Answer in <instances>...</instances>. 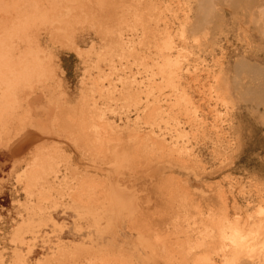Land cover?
<instances>
[{"label":"rangeland","instance_id":"rangeland-1","mask_svg":"<svg viewBox=\"0 0 264 264\" xmlns=\"http://www.w3.org/2000/svg\"><path fill=\"white\" fill-rule=\"evenodd\" d=\"M34 1L36 2V0ZM45 1H39L38 4L40 5L41 2L40 6L44 5V7H48L47 5L50 2H48V0ZM97 1L102 4L104 3L103 6L105 4L108 5V3L112 5H109L111 7L107 5L102 7L100 6L101 3L100 5L97 4ZM200 1L92 0L91 3L88 0L85 2L87 8L90 5L88 10L84 5L85 11L87 10L86 12L88 13L87 18L92 15L90 13L92 10L94 14L95 12L97 14V11L98 13H103L101 17H103L105 13L106 16L108 13V16L105 17L106 20L104 19L105 22L107 21L106 23L104 22L106 24L104 26H107L108 29L101 25V27L103 26L105 29L102 27L104 31H99L100 27L98 25L103 23L102 21L104 20L101 19L100 14H95L96 17L98 16V20L101 19V22L100 20L97 21V18L93 17V15L92 17L95 18V20L92 18L91 21L90 18L89 21H85L86 23H84V21L82 22L83 24L79 22L78 25L75 24L76 26L74 22H72L73 34L75 33L74 35L77 38L80 34L84 35L86 38L84 43L80 44V48L86 49L91 43H94L96 44L94 52L96 51L97 53H99V51L101 53V50L103 53H109L108 55L113 51L122 52V57L120 54V60L114 57L117 69L121 71H116V73L114 72L112 75L110 74L112 71L109 69L107 62L97 60L94 52L90 55V62L85 59L88 63L86 64L82 62L84 59L82 60L77 57L74 51L70 49L67 50L68 46L64 47L54 42L51 43L48 39L51 34H49L50 26L48 27V25H46L47 27H40L41 30L37 29L34 31V33L41 38L42 47L51 48V53L55 55L52 67L53 70L55 68L56 70L53 71L54 78L52 80L44 81V83H37L34 81V85L32 83L33 86L30 89L25 87L22 90L24 92L20 94L22 100L20 97L18 98L21 109L18 108V110L12 114L13 120L10 118L12 121L9 119L10 121L8 120L5 126L6 129L9 128L8 131L10 135L8 132V135L5 133L6 129H0V264H225V261L233 254H231V249L222 251L221 242L217 239L218 231L226 225L223 217H226L225 220L229 219L230 222H235L236 220L238 224L236 222L237 225L234 224L242 228L245 235L248 234L246 243L242 247L244 250L241 249L242 251L238 255L242 257L236 256L238 259L235 257V260L232 261L231 264H243L244 260L248 261V264H264V0ZM96 5L100 7L98 8ZM105 7L107 9L106 11L102 9ZM212 7H214V9ZM85 11L84 13H86ZM138 11L140 12L138 13ZM87 13L85 15H87ZM93 21H95V24L92 23ZM97 22H100V24ZM116 22H118V24ZM139 22L143 24L141 25ZM88 23H91L92 26L89 27L90 24L88 25ZM96 23L98 25H96ZM110 24L115 27L112 26V28ZM94 25L98 26V29L93 27ZM110 27L112 29L115 28V31L118 30L116 29L117 27H121L120 35H122L120 40L127 42L129 39L130 42H128V45H120L121 47L117 46L119 39H117V41L114 38L118 37L116 33L119 32V30L115 32L111 30ZM109 29L111 31H108ZM95 30L99 31L100 34ZM105 30L108 31V33H106L107 36L102 33L104 32L105 34ZM112 32L116 36H111L113 41L110 37ZM108 36L110 38H107ZM99 37H101L102 41L103 39H107L109 44L107 43L106 45L104 41L106 47L103 46L104 43L99 40ZM123 41L120 43L122 44ZM165 43H167L166 48ZM109 46L110 49H108ZM118 47H123L124 50L121 49L120 51ZM98 49L99 51H97ZM164 58H170L176 61V66L174 65V67L172 64L170 66L164 65ZM144 67H148V69H143ZM168 67L171 69V78L168 77ZM99 69L101 70V74ZM160 69H164V71ZM104 70L105 72H102ZM107 70H109L108 73H106ZM171 71H173V73ZM103 76L105 79L102 78ZM177 77L179 78L177 79ZM117 78L119 80H117ZM131 81L133 82L132 84L130 83ZM172 81H174V86H172ZM108 82L110 85L115 84V87L117 86V92L114 90L111 96L110 94H108L109 96L106 95V92L100 91L101 86L105 89L109 85ZM124 82H126V84ZM128 88L130 89L128 90ZM88 89L91 90L89 91ZM123 89L126 90L123 91ZM92 91L98 92L93 93ZM81 92L83 95H81ZM122 95L124 96L121 97ZM81 96H84L83 99ZM179 97H181L182 100H180L181 98ZM103 98H105V101ZM185 98L186 101L184 100ZM113 99L114 101H112ZM90 100H93V102ZM130 100H133L134 103H132L133 101L130 102ZM60 102L61 104L59 105ZM92 103H94V105ZM78 104H80V106ZM89 104L90 106L92 105L91 108ZM107 104L109 106L108 108ZM133 104L136 107H134ZM68 105L69 108L67 107ZM70 105H74L73 108L76 106V108L80 109L85 108L84 112L83 110L82 112L86 115L90 113L93 117L95 116L94 118L99 116L97 113L99 111L101 116H104L102 118L105 122L107 119V122L111 123L114 119L113 122L118 125V128L116 127L115 131H113L115 134H108V136L110 135L112 138L113 135L118 133L114 136L117 140H113L115 139L113 137L111 139L113 143L111 142V144H109L103 142L104 144L98 145L100 147L93 142V147L92 145H87L90 148L86 147L82 142L81 144L80 142L75 144L71 140L67 141L65 139V132H62L53 121L56 110H58L57 106H61L63 109L64 107L70 109ZM179 105H181V107ZM94 106L95 108H93ZM127 106H130V109ZM51 107H54L52 108L53 110H50ZM76 108H74V110ZM86 110H89V112ZM123 110L125 111L124 115ZM17 118L21 119L20 121L22 124ZM126 118L129 119L126 120ZM99 120L103 121L100 118L96 121ZM136 120L137 122H135ZM18 122L21 125H19ZM126 123L130 126H124ZM135 126L138 129L135 128ZM73 128H70V130L68 129L71 133L74 131L73 136L74 134H79V131L83 130H80L79 127ZM84 130L83 132H87L85 133L87 136L90 129ZM106 131H108L107 128ZM147 131L149 133H147ZM27 132H37V134L39 133L38 136L43 137H37L38 139L35 138L36 140H31L32 142L29 141V143L24 146L23 150L17 151V153L14 151V148L11 150V147L16 142L19 140L23 141ZM120 132L121 134H119ZM90 133H92L91 130ZM91 136L92 135H90V137ZM120 136L122 139H118ZM123 139H125L123 142H126L127 145H124V143L123 145L121 144ZM115 141L123 147L117 145L119 150H128L127 152L125 151L126 154L130 153L129 150L132 149L133 146H136L137 149L134 147L132 149L133 152L131 151L133 156H135L136 153V160L133 162L132 160L135 158L131 160L133 156L130 158L128 156V159H130L133 164L131 162L129 163L130 160L127 162V156L126 158L121 155L115 157L117 153L115 150L111 151L113 150L111 147H114V143H116ZM54 143L60 150L54 147ZM40 144L44 145L45 150L49 148V152H52L54 148L58 151L56 152L57 156L55 155L54 163L51 166L53 167L52 169L55 175L52 174L53 172L51 171L52 173H49V175L44 174V177H36L37 179L34 177V180H32L33 176L31 177L28 171L31 166L33 167V160L31 161V159H33V153L31 152L34 151V149H32L34 146ZM150 147L154 149L152 148L153 150L151 151ZM94 148H96V150L92 151ZM98 148H100L99 152H97ZM104 149L109 150L110 154H108L107 151L103 153L105 152ZM86 150L90 151L86 152ZM142 150L143 156L141 155ZM101 151L102 153L100 154ZM91 152H95L91 154L93 156H90ZM106 155L110 158L106 157ZM143 157L144 159H142ZM95 158L96 160L97 158L100 160L98 159L96 161L94 160ZM160 160L163 161L161 162ZM56 163L58 167L55 165ZM127 163H129V165ZM149 164H152V166ZM129 168L130 170H128ZM24 174L29 176L26 175L24 178ZM35 175L37 176V174ZM84 175L87 178L84 177ZM61 176L64 179L61 178ZM81 177L87 181L85 184L88 183L84 187L82 186L84 183L82 184ZM90 177L93 179L89 180ZM76 178H80L79 182L81 183L76 182L78 181ZM124 178H126L127 181ZM27 181L32 184H30L31 188H29V190H27V186L29 185ZM47 182L48 186L46 184ZM90 182L97 183V190L94 189L95 186L92 189ZM35 183H39L40 185ZM78 184L80 189H82L81 187H83V189L86 188L84 191H86L88 187H91L88 190H96V193L87 190V192L91 194L89 195L90 197H96L97 195L93 200L94 202L91 200L93 198L87 202L88 204L91 202L89 204L91 205L92 202L94 204L95 201H97L98 205L97 203L91 205L92 207L94 206V209L88 206L84 201L80 203L75 200L77 198L75 193H79L76 192L79 190V187H76ZM52 185L54 189L50 188ZM68 187L71 189L69 190ZM73 187L75 188L73 189ZM71 190L76 191L71 194ZM103 190L104 192L106 190V193H102ZM37 191H39V193ZM92 192H94V196ZM73 194L74 197H72L75 199L72 201L71 195ZM40 197H44V200L42 201ZM48 197H50V199H47ZM101 197L104 199H101ZM169 197L175 198L170 199ZM105 198H107L106 201ZM132 200L134 201L132 202ZM76 202L80 204L79 207L81 209H84L81 210L79 208L77 211L79 204H76ZM83 202L86 205L84 204V206H82ZM225 206L226 208H223ZM90 207L93 209V212L90 211ZM113 211H115V213ZM166 212L168 214H166ZM216 212L219 214V217ZM222 212L226 216L223 215ZM91 213H93V217ZM94 213L96 215H94ZM159 213L161 216H159ZM211 214L213 216H211ZM191 215H194L193 218ZM199 215H201V218ZM205 215L207 217H204ZM133 216H135V220L137 219L136 221ZM209 218L214 225L209 222ZM216 218L218 220H215V223H213ZM92 219L94 220L92 221ZM198 219L200 222L197 221ZM195 220L197 222H195ZM257 221L260 223H257ZM222 224L225 225L223 226ZM205 226L209 228L208 231H204L206 228ZM217 226L219 227L218 229H216ZM249 227L251 230H249ZM196 228L200 232H198ZM191 229H193V231ZM209 231L211 233H209ZM204 232L208 234L206 237H208L209 234L211 237L217 236L215 238L210 237V239L205 238ZM200 234H202L203 239L205 238L204 242L202 241L203 239L200 238ZM216 242L219 243V245ZM156 249L159 254L155 251ZM208 249L211 250L209 251ZM74 250L78 251L75 252ZM186 253L189 254L187 255ZM61 254L64 255L61 256ZM154 254L155 256L152 257L151 255ZM102 258L103 260H99ZM255 261H257V263ZM247 263L245 262V264Z\"/></svg>","mask_w":264,"mask_h":264},{"label":"bare ground","instance_id":"bare-ground-1","mask_svg":"<svg viewBox=\"0 0 264 264\" xmlns=\"http://www.w3.org/2000/svg\"><path fill=\"white\" fill-rule=\"evenodd\" d=\"M38 1V2H37ZM39 1H43V0H36V2L34 1V0H0V129L2 130V129H6V124H7V121L10 119V118H12V114H14L15 113V111H17L18 110V108L19 109H21L20 108V105H19V101H18V98L20 97V94H21V92H23L22 90L25 88V87H27V88H31L33 85H34V81H36L37 83H40V82H43L44 83V81H48V80H52L54 77V73H53V71L54 70H56V68L53 70V67H52V62H53V60H54V57H55V55L53 54V53H51V48H45V47H42V43H41V38H39V36L38 35H36L35 33H34V31H36L37 29H40V27L42 28V27H45L46 25H48V27H49V30H50V32H49V34H50V37H48V39H49V41L52 43V42H54L55 44H58V45H60V46H68L67 47V50L68 49H70V50H72V51H74L76 54H77V57H79V58H81L83 61L82 62H85L86 64H88L86 61L88 60L89 62H90V60H89V58H90V55H92V53L94 52V50L96 49V44H94V43H91V45H89L86 49L85 48H80V44H82V43H84V41H85V37H84V35H79L78 36V38L73 34V32L74 31H72V22H74V25L75 24H77L78 25V23L79 22H81V24H83L82 22L84 21V23H86L85 21L87 20V21H89L90 20V18H91V21H92V18L93 17H95V18H97V21H99L100 20V22H101V19L102 20H106V18L105 17H107L108 16V13H107V15L105 16V14H104V18L103 17H101V15L103 14H101L100 12L98 13V11H97V14H100V17H101V19H99L98 20V16L96 17V12H95V14L94 13H92V11L90 12L92 15H93V17H92V15L89 17V18H87V16H88V13L86 12L87 10H88V8H89V6H88V8H87V6H86V4H85V2H87V1H83V0H48V2H50L47 6L48 7H44V5L43 6H40L41 5V2H40V5L38 4L39 3ZM45 1V0H44ZM91 3H92V0H89ZM93 1H96V0H93ZM101 1H103V0H101ZM105 1V0H104ZM200 1V0H199ZM46 2V1H45ZM98 2V1H97ZM110 2V1H109ZM137 2V1H136ZM196 2H197V0H196ZM201 2V1H200ZM101 3V2H100ZM100 3L98 2L97 4L98 5H100ZM107 3H108V1H107ZM139 3V2H138ZM199 3V2H198ZM42 4H44V3H42ZM104 4V3H103ZM103 4L101 3V5L100 6H102V7H104L105 5H107V4H105L104 6H103ZM86 6V8H87V10L85 11V6ZM109 5H112V4H109L108 3V7H111V6H109ZM136 5V4H135ZM139 5V4H138ZM153 5V4H152ZM94 6V5H93ZM97 6V5H96ZM99 6V7H100ZM106 6V7H107ZM148 6V5H147ZM212 6V5H211ZM98 7V6H97ZM98 7V8H99ZM106 7L105 8H102V9H105L104 11H106L107 9H106ZM131 7V6H130ZM152 7V6H151ZM83 8H84V10H83ZM93 8V7H92ZM114 8V7H113ZM143 8V7H142ZM141 8V9H142ZM146 8V7H145ZM148 8H150V7H148ZM154 8V7H153ZM211 8V7H210ZM213 9H214V7H212ZM91 9V8H90ZM111 9V8H110ZM109 9V10H110ZM147 9V8H146ZM151 10V9H150ZM84 11L87 13V15H85L86 13H84ZM129 11V10H128ZM141 11V10H140ZM140 11H138V13L140 12ZM143 11V10H142ZM153 11V10H152ZM108 12V11H107ZM136 12V11H135ZM199 12V11H198ZM89 13V14H90ZM130 13V12H129ZM133 13V12H132ZM142 13V12H141ZM144 13V12H143ZM85 16H84V15ZM109 14H110V11H109ZM150 14V13H149ZM196 14V13H195ZM95 15V16H94ZM134 15V14H133ZM136 15V14H135ZM142 15V14H141ZM198 15V14H197ZM196 15V16H197ZM110 16V15H109ZM112 17V16H111ZM144 17H145V15H144ZM152 17V16H151ZM87 18V19H86ZM95 18H93L94 20H95ZM82 19H85V20H82ZM116 19V18H115ZM114 19V20H115ZM134 19V18H133ZM140 19H142V18H140ZM139 19V20H140ZM160 19V18H159ZM105 20L104 21H102L103 23L105 22ZM149 20H151V19H149ZM154 20V19H153ZM197 20V19H196ZM195 20V21H196ZM90 21V22H91ZM100 22L98 23V24H100ZM107 22V21H106ZM105 22V23H106ZM112 22V21H111ZM147 22V21H146ZM160 22V21H159ZM197 22V21H196ZM92 23H94L95 24V21H93ZM96 23V25H98ZM103 23H101L100 25H98L100 28H99V31H101V30H103L104 31V29L106 28V29H108L107 28V26H104V25H106L105 23L103 24ZM117 24H118V22H116ZM127 23V22H126ZM140 24H141V22H139ZM148 23V22H147ZM80 24V25H81ZM90 24V26L89 27H91L92 25H91V23H88V25ZM116 24V25H117ZM125 24V23H124ZM137 24V23H136ZM139 24V25H140ZM143 24V23H142ZM141 24V25H142ZM190 24V23H189ZM96 25H94L93 27H96L97 29H98V26H96ZM101 25H103L102 27L104 28H102L101 27ZM107 25H108V23H107ZM133 25V24H132ZM146 25V24H145ZM144 25V26H145ZM155 25V24H154ZM191 25V24H190ZM195 25H196V23H195ZM198 25V24H197ZM76 26V25H75ZM74 26V27H75ZM110 26L112 27V26H114V25H111L110 24ZM133 26H135V25H133ZM157 26V25H156ZM192 26V25H191ZM199 26V25H198ZM47 27V26H46ZM73 27V28H74ZM80 27V26H79ZM109 27V26H108ZM110 27V28H111ZM115 27V26H114ZM131 27V26H130ZM84 28V27H83ZM82 28V29H83ZM113 28V27H112ZM111 28V30H114L115 31V28L114 29H112ZM120 28L121 27H117L116 29H118L119 30V32H117L118 30H116L115 32H117L116 33V36H118L117 38H114V39H119V41H118V45L117 46H119V47H121V46H126V44L128 45V42H130L129 41V39H128V41L127 42H124L123 40H120L121 39V35H120ZM161 28V27H160ZM192 28V27H191ZM91 29V28H90ZM194 29V28H193ZM193 29H191V30H193ZM41 30V29H40ZM110 29L108 30V31H111ZM127 30V29H126ZM155 30V29H154ZM95 31H97V30H95ZM99 31H97V33H99ZM108 31L107 30H105V34H104V32H102L103 33V35H106V33H108ZM113 31V32H114ZM82 32V31H81ZM111 33L112 35H110V37L112 36H115V34L114 33ZM131 32V31H130ZM161 32V31H160ZM193 32V31H192ZM202 32V31H201ZM79 33V32H78ZM101 33V34H102ZM151 33V32H150ZM193 33H195V32H193ZM100 34V33H99ZM114 34V35H113ZM158 34V33H157ZM166 34V33H165ZM78 35V34H77ZM109 35V34H108ZM152 35V34H151ZM196 35V34H195ZM48 36V35H47ZM86 36V35H85ZM97 36H98V34H97ZM107 36V35H106ZM115 36V37H116ZM136 36V35H135ZM102 37V36H101ZM101 37H99L100 39L99 40H101ZM109 36L107 37V38H110ZM111 37V38H112ZM168 37V36H167ZM103 38H105V37H103ZM102 38V39H103ZM110 40V39H109ZM112 41H113V38L111 39ZM167 40V39H166ZM196 40H198V39H196ZM104 41L106 42V45H107V43L109 44V42H107V39L106 40H104L103 39V41L101 40V42H103L104 43ZM121 41H123V45L120 43ZM132 41V40H131ZM141 41H143V40H141ZM171 41V40H170ZM134 42V41H133ZM114 43V42H113ZM144 43V42H143ZM168 43V42H167ZM167 43H165V48L167 47ZM198 43V42H197ZM131 44H133V43H131ZM112 45V44H111ZM121 45V46H120ZM135 45V44H134ZM198 45V44H197ZM103 46H105V43H104V45ZM106 47V46H105ZM115 47H116V45H115ZM118 47V48H119ZM129 47H131V46H129ZM148 47V46H147ZM171 47V46H170ZM103 48V47H102ZM108 48V47H107ZM134 48V47H133ZM164 48V47H163ZM101 49V48H100ZM108 49H110V46H109V48ZM114 49V48H113ZM116 49V48H115ZM121 49H123V47L122 48H119V50L121 51ZM106 50V49H105ZM124 50V49H123ZM129 50V49H128ZM133 50V49H132ZM147 50V49H146ZM160 50V49H159ZM97 51H99V49L97 50ZM103 51H104V48H103ZM118 51V50H117ZM135 51V50H134ZM133 51V52H134ZM114 52V53H113ZM112 53H110V55H108L109 53H106V52H102V50H101V53H100V51H99V53H97L96 51L94 52V55H96V57H97V60H100L101 62L103 61V62H107V64L109 65V69L112 71L110 74L112 75V73H116V71H121V70H119V69H117V65H116V61L114 60V57H117V59L118 60H120V54H121V57H122V52L121 53H119V51L118 52H116V51H113ZM116 52V53H115ZM127 52V51H126ZM132 52V53H133ZM136 53V52H135ZM140 53V52H139ZM129 54H130V52H129ZM154 54V53H153ZM124 55V54H123ZM125 55H126V53H125ZM124 55V56H125ZM133 55V54H132ZM148 55V54H147ZM94 57V56H93ZM140 57V56H139ZM137 58V57H136ZM85 59H87V60H85ZM134 59V58H133ZM148 59V58H147ZM142 60V59H141ZM161 60V59H160ZM122 61V60H121ZM129 61V60H128ZM127 61V62H128ZM162 61V60H161ZM98 62V61H97ZM119 62V61H118ZM126 62V63H127ZM141 62V61H140ZM164 65H167V66H170L171 64L174 66H176V61H174V60H172V59H170V58H164ZM100 63V62H99ZM121 63V62H120ZM137 63V62H136ZM143 63V62H142ZM141 63V64H142ZM155 63V62H154ZM194 63V62H193ZM119 64V63H118ZM138 64V63H137ZM140 64V63H139ZM91 65H92V63H91ZM94 65V64H93ZM122 65V64H121ZM120 65V66H121ZM125 65V64H124ZM161 65V64H160ZM90 66V65H89ZM99 66V65H98ZM126 66V65H125ZM141 66V65H140ZM148 66V65H147ZM155 66V65H154ZM174 66V67H175ZM178 66V65H177ZM191 66V65H190ZM88 67V66H87ZM129 67V66H128ZM132 67V66H131ZM137 67V66H136ZM148 69V67H144L143 69ZM166 68V67H165ZM169 68V69H168ZM167 68V71H169V78H171V74H170V67H168ZM89 69V68H88ZM97 69V68H96ZM85 70V69H84ZM87 70V69H86ZM129 70H131V69H129ZM161 70V69H160ZM186 70V69H185ZM218 70V69H217ZM99 71H100V74H101V70L99 69ZM144 71V70H143ZM161 71H164V69H162ZM174 71V70H173ZM173 71H171L172 73H173ZM178 71V70H177ZM89 72H90V70H89ZM102 72H105V70L104 71H102ZM109 72V70H107V72L106 73H108ZM124 72V71H123ZM188 72V71H187ZM122 73V72H121ZM131 73V72H130ZM165 73V72H164ZM168 73V72H167ZM125 74V73H124ZM129 74V73H128ZM127 74V75H128ZM138 74H139V72H138ZM166 74V73H165ZM176 74H177V72H176ZM208 74V73H207ZM110 75V76H111ZM153 75V74H152ZM97 76V75H96ZM105 76V75H104ZM104 76L102 77V78H104ZM120 76V75H119ZM118 76V77H119ZM155 76V75H154ZM174 76V75H173ZM177 76V75H176ZM175 76V77H176ZM179 76V75H178ZM85 77V76H84ZM116 77V76H115ZM123 77H124V75H123ZM122 77V78H123ZM161 77V76H160ZM167 77V78H168ZM174 77V78H175ZM216 77V76H215ZM88 78H89V76H88ZM107 78H109V77H107ZM132 78V77H131ZM168 78V79H169ZM179 77H177V79H178ZM98 79V78H97ZM105 79V78H104ZM124 79V78H123ZM149 79V78H148ZM154 79V78H153ZM165 79V78H164ZM214 79V78H213ZM103 80V79H102ZM117 80H119L118 78H117ZM135 80V79H134ZM141 80V79H140ZM144 80V79H143ZM171 80V79H170ZM82 81H84V80H82ZM87 81V80H86ZM96 81V80H95ZM98 81V80H97ZM125 81V80H124ZM133 81V80H132ZM130 82L131 84L134 82ZM147 81V80H146ZM164 81V80H163ZM215 81V80H214ZM80 82H81V80H80ZM90 82V81H89ZM91 82H93V81H91ZM101 82H103V81H101ZM139 82H141V81H139ZM138 82V83H139ZM173 82V85L172 86H174V81H172ZM32 83H33V85H32ZM42 83V84H43ZM82 83V82H81ZM87 83V82H86ZM109 83V82H108ZM120 83V82H119ZM125 84H126V82H124ZM123 83V84H124ZM140 84V83H139ZM168 84V83H167ZM176 84V83H175ZM59 85H60V83H59ZM87 85V84H86ZM91 85H93V84H91ZM102 85H103V83H102ZM109 85H110V83H109ZM109 85L105 88V89H103L104 87H100V91L101 92H106V95H108V94H110V96H111V94H112V92H114V90H116L115 92H117V89H116V87H115V84L114 85H110V87H109ZM121 85V84H120ZM129 85V84H128ZM90 86V85H89ZM195 86V85H194ZM211 86V85H210ZM43 87V86H42ZM87 87H88V85H87ZM99 87V86H98ZM129 87V86H128ZM131 87V86H130ZM139 87V86H138ZM121 88V87H120ZM123 88V87H122ZM136 88V87H135ZM175 88V87H174ZM198 88V87H197ZM209 88V87H208ZM127 89V88H126ZM125 89V90H126ZM130 88H128V90H129ZM162 89V88H161ZM87 90V89H86ZM89 90V89H88ZM91 90V89H90ZM89 90V91H90ZM99 90V89H98ZM118 90H119V88H118ZM124 89H123V91H125ZM136 90V89H135ZM178 90V89H177ZM199 90V89H198ZM29 91H31V90H29ZM99 91V92H100ZM181 91V90H180ZM93 92V91H92ZM95 92V91H94ZM93 92V93H94ZM98 92V91H97ZM97 92H95V93H97ZM128 92V91H127ZM126 92V93H127ZM131 92V91H130ZM137 92V91H136ZM24 93V92H23ZM40 93V92H39ZM158 93V92H157ZM42 94V93H41ZM104 94V93H103ZM123 94V93H122ZM127 94H129V93H127ZM167 94V93H166ZM215 94V93H214ZM54 95V94H53ZM66 95V94H65ZM81 95H83L82 94V92H81ZM88 95V94H87ZM100 95H101V93H100ZM119 95V94H118ZM121 95V94H120ZM156 95V94H155ZM165 95V94H164ZM169 95V94H168ZM52 96V95H51ZM104 96V95H103ZM109 96V95H108ZM124 95H122L121 97H123ZM157 96V95H156ZM82 97V99H83V97L84 96H81ZM87 97V96H86ZM90 97V96H89ZM93 97V96H92ZM117 97V96H116ZM115 97V98H116ZM129 97V96H128ZM138 97V96H137ZM136 97V98H137ZM161 97H162V95H161ZM182 97H185V96H182ZM24 98V97H23ZM31 98V97H30ZM94 98V97H93ZM99 98H101V97H99ZM133 98V97H132ZM135 98V99H136ZM179 98H181V97H179ZM20 99L22 100V97H20ZM19 99V100H20ZM105 98H103V100H104ZM111 99V98H110ZM125 99H127V98H125ZM131 99V98H130ZM134 99V98H133ZM138 99V98H137ZM148 99V98H147ZM37 100V99H36ZM86 100V99H85ZM98 100V99H97ZM115 100H117V99H115ZM123 100V99H122ZM149 100V99H148ZM154 100V99H153ZM177 100V99H176ZM180 100H182V98L180 99ZM185 101H186V98L184 99ZM55 101V100H54ZM81 101V100H80ZM83 101V100H82ZM87 101V100H86ZM85 101V102H86ZM91 101V100H90ZM105 101V100H104ZM112 101H114V99L112 100ZM124 101V100H123ZM133 100H130V102H132ZM138 101H140V100H138ZM191 101V100H190ZM21 102V101H20ZM65 102V101H64ZM84 102V103H85ZM91 102H93V100L91 101ZM118 102V101H117ZM136 102V101H135ZM145 102V101H144ZM194 102V101H193ZM65 103H67V104H69L68 102H65ZM64 103V104H65ZM79 103V102H78ZM107 103V102H106ZM127 103V102H126ZM132 103H134V101L132 102ZM147 103V102H146ZM175 103H177V102H175ZM182 103H183V101H182ZM61 104V102L59 103V105ZM63 104V103H62ZM93 105H94V103H92ZM101 104V103H100ZM66 105V104H65ZM64 105V106H65ZM79 106H80V104H78ZM115 105V104H114ZM113 105V106H114ZM128 105V104H127ZM132 105V104H131ZM134 105V104H133ZM138 105V104H137ZM185 105V104H184ZM183 105V106H184ZM186 105H187V103H186ZM71 106V105H70ZM74 106V105H73ZM73 106H71L72 107V110H71V107H70V109H66L67 107L69 108V105L67 106V107H64V109H63V107H61V106H57V108H58V110H56V114H55V117H54V124H56V126H58L59 127V129H61L62 130V132H65V139L67 140V141H69V140H71L73 143H79L80 142V144H81V142H82V144H85L86 145V147H88V148H90L89 146H87V145H92V147H93V144L95 143V144H97V146L98 145H100V144H102L103 142L104 143H109V144H111V142L113 143V141L111 140L114 136H116L118 133H116V135H113L112 136V138H111V136L109 135L108 136V134H115L113 131H115V129H116V127L118 128V125L117 124H114V119H113V123L111 122H107V119H106V122H105V120H103V118L102 117H104V116H101V113H99V111L97 112L98 114H99V116L97 117V118H94L92 115H90V113L88 114L87 113V115L85 114V113H83L84 112V110H85V108L84 109H80V108H76V107H74V108H76L75 110H74V108H73ZM121 106V105H120ZM119 106V107H120ZM178 106V105H177ZM180 107H181V105H179ZM195 106V105H194ZM84 107V106H83ZM89 107L91 108L92 107V105L90 106V104H89ZM109 106H108V104H107V108H108ZM122 107V106H121ZM126 107V106H125ZM128 107V106H127ZM134 107H136L135 105H134ZM159 107V106H158ZM52 108H54V107H51L50 108V110H53ZM88 108V107H87ZM93 108H95V106L93 107ZM97 108V107H96ZM129 109H130V106L128 107ZM147 108H148V106H147ZM188 108V107H187ZM89 109V108H88ZM110 109V108H109ZM126 109V108H125ZM137 109V108H136ZM158 109V108H157ZM169 109V108H168ZM193 109V108H192ZM82 110H83V112H82ZM96 110V109H95ZM105 110V109H104ZM117 110V109H116ZM137 110H139V109H137ZM136 110V111H137ZM143 110V109H142ZM194 110V109H193ZM77 111H78V113H77ZM87 111V110H86ZM106 111H107V109H106ZM112 111V110H111ZM156 111V110H155ZM186 111V110H185ZM49 112V111H48ZM87 112H89V110L87 111ZM109 112V111H108ZM124 110H123V115H124ZM17 113V112H16ZM94 113V112H93ZM112 113H114V112H112ZM117 113H119V112H117ZM131 113H132V111H131ZM142 113V112H141ZM155 113V112H154ZM175 113V112H174ZM192 113V112H191ZM94 115V114H93ZM95 115H96V113H95ZM137 115V114H136ZM183 115V114H182ZM120 116V115H119ZM126 116V115H125ZM139 116V115H138ZM147 116V115H146ZM162 116V115H161ZM14 117H15V115H14ZM16 117H17V115H16ZM135 117V116H134ZM215 117V116H214ZM25 118V117H24ZM24 118H22V119H24ZM42 118V117H41ZM102 119L103 121H96V120H98V119ZM120 118V117H119ZM118 118V119H119ZM144 118V117H143ZM145 118H147V117H145ZM17 119H19L18 121H20L21 119L20 118H17ZM35 119V118H34ZM127 119H129V118H126V120ZM149 119H150V116H149ZM165 119V118H164ZM11 120V119H10ZM9 120V121H10ZM12 120H13V118H12ZM11 120V121H12ZM38 120V119H37ZM154 120V119H153ZM178 120V119H177ZM119 121V120H118ZM121 121V120H120ZM133 121V120H132ZM162 121V120H161ZM171 121V120H170ZM173 121V120H172ZM21 122V121H20ZM24 122V121H23ZM122 122V121H121ZM126 122H128V121H126ZM130 122V121H129ZM135 122H137V120L135 121ZM145 122V121H144ZM191 122V121H190ZM19 123V122H18ZM131 123V122H130ZM21 124H22V122H21ZM20 123H19V125H21ZM119 124V123H118ZM138 124V123H137ZM156 124V123H155ZM173 124V123H172ZM177 124V123H176ZM203 124V123H202ZM125 125H127V127H129L128 126V123H126V124H124V126ZM136 125V124H135ZM13 126V125H12ZM120 126V125H119ZM122 126V125H121ZM124 126H122V127H124ZM45 127V126H44ZM51 127V126H50ZM76 128V127H79V129L81 130V129H90L91 131H92V133H90V130H89V134H87V136H86V134L85 133H87V132H83V130L82 131H79L78 133L79 134H74V136H73V133H74V131L71 133L70 131H68V129L70 130V128ZM121 127V128H122ZM176 127V126H175ZM41 128V127H40ZM73 128V129H74ZM106 128L108 129V131H106ZM135 128H137L136 126H135ZM174 128V127H173ZM78 129V128H77ZM120 129V128H119ZM126 129V128H125ZM125 129H124V131H125ZM129 129V128H128ZM138 129V128H137ZM136 129V130H137ZM153 129V128H152ZM151 129V130H152ZM159 129V128H158ZM184 129V128H183ZM9 130V128L8 129H6L5 130V133L8 135V133H9V135H10V132L8 131ZM42 130V129H41ZM131 130V129H130ZM132 130H133V128H132ZM131 130V131H132ZM12 131V130H11ZM47 131V130H46ZM57 131V130H56ZM72 131V130H71ZM84 131H86V130H84ZM111 131V132H110ZM121 131V130H120ZM131 131H129V132H131ZM153 131V130H152ZM8 132V133H7ZM42 132H44V131H42ZM77 132V131H76ZM75 132V133H76ZM154 132V131H153ZM185 132V131H184ZM195 132V131H194ZM198 132V131H197ZM54 133V132H53ZM132 133V132H131ZM130 133V134H131ZM147 133H149L148 131H147ZM180 133V132H179ZM191 133V132H190ZM39 134V133H38ZM38 134H37V132H27L26 133V135L24 136V139H23V141L21 140H19L18 142H16L12 147H11V150L14 148V151L17 153V151H21V150H23V148H24V146H26V144L27 143H29V141H31V140H36L35 138H37V137H40V136H38ZM119 134H121V132L119 133ZM124 134V133H123ZM127 134V133H126ZM138 134V133H137ZM140 134V133H139ZM157 134V133H156ZM60 135V134H59ZM90 135H92L91 137H90ZM133 135H134V132H133ZM133 135H131V136H133ZM145 135V134H144ZM108 136V137H107ZM124 136V135H123ZM127 136V135H126ZM130 136V137H131ZM135 136V135H134ZM147 136H148V134H147ZM158 136V135H157ZM196 136V135H195ZM41 137H43V136H41ZM40 137V138H41ZM140 137V136H139ZM39 138V139H40ZM50 138V137H49ZM115 138V137H114ZM121 138V136L118 138V139H120ZM134 138V137H133ZM138 138V137H137ZM142 138H143V135H142ZM150 138V137H149ZM153 138V137H152ZM157 138V137H156ZM158 138H159V136H158ZM38 139V138H37ZM53 139V138H52ZM64 139V140H65ZM122 139V138H121ZM132 139V138H131ZM148 139V138H147ZM151 139V138H150ZM186 139H187V137H186ZM49 140V139H48ZM113 140H117L116 138L115 139H113ZM125 139H123L122 140V145H123V141H124ZM130 140V139H129ZM129 140H128V142H129ZM136 140V139H135ZM145 140V139H144ZM149 140V139H148ZM189 140V139H188ZM56 141V140H55ZM118 141H120V140H118ZM127 141V140H126ZM151 141H152V139H151ZM4 142V141H3ZM32 142V141H31ZM94 142V143H93ZM116 142V141H115ZM133 142H134V140H133ZM139 142V141H138ZM143 142V141H142ZM146 142V141H145ZM148 142V141H147ZM155 142V141H154ZM218 142V141H217ZM56 143V142H55ZM55 143H54V147H56L57 148V150H60L57 146H55ZM62 143V142H61ZM65 143V142H64ZM103 143V144H104ZM119 143V142H118ZM162 143V142H161ZM165 143V142H164ZM69 144V143H68ZM126 144V142L124 143V145ZM133 144V143H132ZM136 144V143H135ZM134 144V145H135ZM154 144H156V143H154ZM153 144V145H154ZM160 144V143H159ZM188 144V143H187ZM215 144V143H214ZM227 144V143H226ZM57 145H59V144H57ZM79 145V144H78ZM85 145H83V146H85ZM106 145H108V144H106ZM117 145H119V144H117V142L116 143H114V147H111V149L113 148V150H111V151H114L115 150V152L117 153L116 155H115V157L118 155H121L122 157H125L126 158V156H127V162H128V160H130V159H128V156H129V158L131 157V156H133V154H132V152H133V148L135 147V149H137L136 148V146H133V148L132 149H130L129 151H130V153L132 154H130V153H128V154H130V155H128V154H126L125 153V151L124 150H119V148L117 147ZM127 145V144H126ZM131 145V144H130ZM150 145H151V143H150ZM168 145V144H167ZM95 146V145H94ZM96 146V147H97ZM103 146V145H102ZM101 146V147H102ZM109 146V145H108ZM112 146H113V144H112ZM116 146V147H115ZM119 146H121V145H119ZM178 146V145H177ZM79 147H80V145H79ZM98 147H100V146H98ZM122 147V146H121ZM147 147V146H146ZM164 147V146H163ZM170 147V146H169ZM191 147V146H190ZM52 148V147H51ZM51 148H50V150H51ZM56 148H52L53 149V151L52 152H49L48 150H49V148L48 149H46L45 150V147H44V145L43 144H40V145H36V146H34L32 149H34V151L33 152H31V153H33V159H31V161H32V165H33V167L31 166V170L29 169H27L30 173V176L32 177V180H34L33 178L35 177H39V178H41L40 176H45V175H49V173H52V174H54V171H53V167H51L52 165H53V163H54V160H55V155H56V152H58L57 150H56ZM106 148H107V146H106ZM109 148V147H108ZM123 148V147H122ZM121 148V149H122ZM131 148V147H130ZM153 148V147H152ZM151 147H150V149H151V151L154 149H152ZM77 149V148H76ZM99 149L100 148H98L97 150V152H99ZM128 149V148H127ZM148 149V148H147ZM171 149V148H170ZM175 149V148H174ZM96 150V148H94L92 151H95ZM105 150V149H104ZM109 150H110V148H109ZM109 150H105V152H103V153H106V151L108 152V154H110L109 153ZM156 150V149H155ZM154 150V151H155ZM162 150V149H161ZM160 150V151H161ZM188 150V149H187ZM25 151V150H24ZM78 151V150H77ZM84 151V150H83ZM87 151H90V150H86V152ZM121 151V152H120ZM128 151V150H127ZM126 151V152H127ZM132 151V152H131ZM166 151V150H165ZM170 151H172V150H170ZM175 151V150H174ZM180 151V150H179ZM97 152H96V155H97ZM138 152V151H137ZM142 152H143V150L141 151V155H142ZM169 152V151H168ZM94 154L95 152H91L90 153V156H93V155H91V154ZM102 153V151L100 152V154ZM151 153V152H150ZM153 153V152H152ZM156 153V152H155ZM176 153V152H175ZM66 154V153H65ZM99 154V153H98ZM113 154V153H112ZM145 154V153H144ZM148 154V153H147ZM183 154V153H182ZM24 155V154H23ZM82 155V154H81ZM85 155V154H84ZM138 155V154H137ZM167 155V154H166ZM184 155V154H183ZM31 156V155H30ZM57 156V155H56ZM63 156V155H62ZM89 156V155H88ZM95 156V155H94ZM135 156H136V153H135ZM135 156H133L132 158H131V160L133 159V158H135L134 160H132L133 162L136 160V158H137V156L135 157ZM143 156V155H142ZM148 156V155H147ZM180 156V155H179ZM182 156V155H181ZM66 157V156H65ZM75 157V156H74ZM96 157H98V156H96ZM103 157V156H102ZM106 157H108L107 155H106ZM111 157H112V155H111ZM145 157V156H144ZM144 157L142 158V159H144ZM151 157V156H150ZM158 157H160V156H158ZM79 158V157H78ZM104 158H105V156H104ZM108 158H110V157H108ZM108 158H107V161H108ZM113 158H114V155H113ZM124 158V159H125ZM140 158V157H139ZM146 158V157H145ZM165 158H166V156H165ZM169 158V157H168ZM182 158H183V156H182ZM69 159H70V157H69ZM99 158H97V160H98ZM119 159H121V158H119ZM123 159V160H124ZM147 159V158H146ZM94 160H96V158L94 159ZM96 160V161H97ZM100 160V159H99ZM129 161V163L131 162L132 164H133V162L132 161ZM151 160V159H150ZM155 160V159H154ZM221 160V159H220ZM29 161V160H28ZM27 161V162H28ZM67 161V160H66ZM90 161H92V160H90ZM102 161V160H101ZM100 161V162H101ZM104 161V160H103ZM126 161V160H125ZM148 161H149V159H148ZM159 161V160H158ZM161 161V160H160ZM163 161V160H162ZM161 161V162H162ZM174 161V160H173ZM172 161V162H173ZM196 161V160H195ZM56 162V161H55ZM104 162H106V161H104ZM119 162V161H118ZM64 163V162H63ZM126 163V162H125ZM129 163H127L128 165H129ZM152 163V162H151ZM26 164V163H25ZM117 164V163H116ZM123 164V163H122ZM131 164V165H132ZM135 164H136V162H135ZM134 164V165H135ZM143 164V163H142ZM148 164V163H147ZM161 164V163H160ZM193 164V163H192ZM56 166H57V163L55 164ZM67 165V164H66ZM113 165V164H112ZM133 165V166H134ZM139 165V164H138ZM137 165V166H138ZM145 165V164H144ZM150 166H152V164H149ZM167 165H169V164H167ZM69 166H70V164H69ZM127 166V165H126ZM141 166V165H140ZM147 166V165H146ZM29 167V166H28ZM58 167V166H57ZM72 167V166H71ZM130 167V166H129ZM132 167V166H131ZM136 167V166H135ZM139 167V166H138ZM161 167V166H160ZM68 168H70V167H68ZM126 168V167H125ZM141 168V167H140ZM162 168V167H161ZM198 168V167H197ZM72 169V168H71ZM74 169H75V167H74ZM133 169H135V168H133ZM137 169V168H136ZM26 170V171H27ZM128 170H130V168L128 169ZM132 170V169H131ZM27 171V172H28ZM52 171V172H51ZM79 171V170H78ZM139 171V170H138ZM82 172V171H81ZM56 173V172H55ZM137 173V172H136ZM35 174H37V176L35 175ZM39 174V175H38ZM45 174V175H44ZM73 174H74V172H73ZM27 175V174H26ZM25 174L23 175L24 176V178H25V176H26ZM55 175V174H54ZM72 175V174H71ZM76 175V174H75ZM27 176H29V175H27ZM53 176V175H52ZM69 176H70V174H69ZM78 176V175H77ZM81 176V175H80ZM83 176V175H82ZM90 176H91V174H90ZM96 176V175H95ZM167 176V175H166ZM56 177V176H55ZM84 177H86L85 175H84ZM120 177V176H119ZM122 177V176H121ZM28 178V177H27ZM36 178V179H37ZM57 178V177H56ZM61 178H63L62 176H61ZM87 178V177H86ZM163 178V177H162ZM64 179V178H63ZM76 179H78V181H76V182H78V183H81L82 182V186L84 187L85 185H87V184H85L87 181H85V179L84 178H82L81 177V182H79V180H80V178H76ZM83 179H84V181H83ZM90 179H93V178H89V180ZM97 179H99V178H97ZM124 179H126V178H124ZM147 179V178H146ZM161 179V178H160ZM167 179V178H166ZM2 180V179H1ZM40 180V179H39ZM68 180V179H67ZM87 180V179H86ZM95 180V179H94ZM93 180V181H94ZM100 180V179H99ZM98 180V181H99ZM120 180V179H119ZM38 181V180H37ZM43 181H44V178H43ZM92 181V180H91ZM126 181H127V179H126ZM166 181V180H165ZM20 182V181H19ZM28 182V181H27ZM45 182V181H44ZM151 182V181H150ZM171 182V181H170ZM183 182V181H182ZM29 183V182H28ZM53 183V182H52ZM91 183V185H92V189H93V187H94V189H96V186H97V183H93V182H90ZM101 183V182H100ZM104 183V182H103ZM124 183H126V182H124ZM172 183V182H171ZM31 183H29V185H30ZM35 184H37V183H35ZM39 184V183H38ZM37 184V185H38ZM42 184H43V182H42ZM41 184V185H42ZM47 184V186H48V182L46 183ZM45 184V185H46ZM94 184H96V185H94ZM177 184V183H176ZM218 184V183H217ZM29 185L27 186V190H29V188H31V185H30V187H29ZM40 185V184H39ZM100 185V184H99ZM157 185V184H156ZM167 185V184H166ZM174 185V184H173ZM26 186V185H25ZM90 186V185H89ZM124 186V185H123ZM162 186V185H161ZM174 186H176V185H174ZM182 186V185H181ZM34 187V186H33ZM36 187V186H35ZM69 187H70V185H69ZM68 187V188H69ZM76 187L78 188L79 187V190L80 191H82V192H80L79 190H75L76 192H79V193H75V196L77 197L75 200H77V201H79L80 203L82 202V201H84V202H86V204H88L87 202H88V200L90 201V199L91 198H93V199H91L92 201L94 200V198H96L97 197V195H96V197H90L89 195H91L90 193H88L87 192V190L89 189V188H91V187H88L87 188V190L86 191H84L85 189H83V187H81L82 189H80V186H79V184L78 185H76ZM102 187V186H101ZM128 187V186H127ZM42 188V187H41ZM44 188V187H43ZM50 188H53V185H52V187H50ZM75 187H73V189H74ZM100 188V187H99ZM105 188V187H104ZM129 188V187H128ZM176 188V187H175ZM219 188H221V187H219ZM229 188V187H228ZM254 188V187H253ZM40 189V188H39ZM45 189V188H44ZM54 189V188H53ZM71 188H69V190H70ZM92 189H90V190H88L89 192H91V191H94V190H92ZM111 189V188H110ZM41 190V189H40ZM46 190V189H45ZM50 190V189H49ZM49 190H48V193H49ZM97 190V189H96ZM95 190V191H96ZM168 190V189H167ZM166 190V191H167ZM232 190V189H231ZM32 191V190H31ZM47 191V190H46ZM64 191V190H63ZM75 191H72L71 190V194H72V192L74 193ZM94 191V192H95ZM116 191V190H115ZM141 191V190H140ZM160 191V190H159ZM158 191V192H159ZM165 191V192H166ZM25 192V191H24ZM38 193H39V191H37ZM41 192V191H40ZM83 192H85V193H83ZM94 192H92L93 194V196H94ZM104 192V190L102 191V193ZM204 192V191H203ZM212 192V191H211ZM25 193H27V192H25ZM36 193V192H35ZM37 193V194H38ZM47 193V194H48ZM62 193V192H61ZM60 193V194H61ZM69 193V192H68ZM69 193V194H70ZM96 193V192H95ZM104 193H106V190H105V192ZM115 193H117V192H115ZM17 194V193H16ZM31 194V193H30ZM32 194H33V191H32ZM50 194V193H49ZM63 194V193H62ZM68 194V195H69ZM78 194V195H77ZM118 194V193H117ZM165 194V193H164ZM171 194V193H170ZM35 195V194H34ZM44 195V194H43ZM58 195V194H57ZM172 195V194H171ZM174 195V194H173ZM217 195V194H216ZM27 196H28V194H27ZM37 196H40V195H37ZM47 196V195H46ZM66 196V195H65ZM74 197V194L73 195H71V200L73 201L74 199H73V197ZM100 196H101V193H100ZM106 196V195H105ZM117 196V195H116ZM119 197H121L120 195H118ZM125 196V195H124ZM135 196V195H134ZM148 196V195H147ZM155 196V195H154ZM166 196V195H165ZM193 196V195H192ZM45 197V196H44ZM43 197V198H44ZM51 197V196H50ZM50 197H48L47 199H50ZM63 197V196H62ZM104 197V196H103ZM103 197H101V199H104ZM108 197H109V195H108ZM157 197V196H156ZM168 197V196H167ZM261 197V196H260ZM41 198V197H40ZM43 198H41V200L43 201L44 199ZM118 198V197H117ZM133 198V197H132ZM138 198V197H137ZM151 198V197H150ZM170 198V197H169ZM171 198H173V197H171ZM170 198V199H171ZM175 198V197H174ZM173 198V199H174ZM46 199V198H45ZM56 199V198H55ZM106 199L107 198H105V201H106ZM109 199V198H108ZM139 199V198H138ZM185 199V198H184ZM188 199V198H187ZM191 199V198H190ZM264 199V198H263ZM100 200V199H99ZM194 200V199H193ZM225 200V199H224ZM101 201V200H100ZM100 201H98V202H100ZM103 201V200H102ZM127 201V200H126ZM134 200H132V202H133ZM220 201H222V200H220ZM49 202H51V201H49ZM82 203V206H84V204L85 203ZM94 202V201H93ZM93 202H92V204H93ZM104 202V201H103ZM108 202V201H107ZM110 202V201H109ZM140 202V201H139ZM149 202V201H148ZM187 202V201H186ZM190 202V201H189ZM197 202V201H196ZM206 202V201H205ZM40 203V202H39ZM74 203V202H73ZM78 202H76V204H77ZM91 203V202H90ZM89 203V204H90ZM95 203H97V201H95ZM94 203V204H95ZM130 203H131V200H130ZM221 203H223V202H221ZM227 203V202H226ZM71 204V203H70ZM75 204V205H76ZM79 204V203H78ZM85 204V205H86ZM88 204V206H91V205H89ZM93 204V205H94ZM33 205V204H32ZM97 205H98V203H97ZM104 205V204H103ZM126 205V204H125ZM131 205H132V203H131ZM193 205V204H192ZM197 205H199V204H197ZM202 205V204H201ZM200 205V206H201ZM209 205V204H208ZM250 205V204H249ZM258 205V204H257ZM62 206V205H61ZM80 206V204L78 205V209H77V211L79 210V207ZM105 206V205H104ZM107 206V205H106ZM108 206H109V204H108ZM141 206V205H140ZM142 206H143V204H142ZM156 206H157V204H156ZM181 206V205H180ZM191 206V205H190ZM33 207H35V206H33ZM73 207H75V206H73ZM92 207V206H91ZM90 207V208H91ZM119 207V206H118ZM126 207V206H125ZM145 207V206H144ZM192 207V206H191ZM190 207V208H191ZM196 207V206H195ZM216 207V206H215ZM38 208V207H37ZM56 208V207H55ZM67 208H68V206H67ZM93 209H94V206L92 207ZM91 208V212H93V209ZM107 208V207H106ZM110 208V207H109ZM113 208V207H112ZM112 208H111V210H112ZM147 208V207H146ZM197 208V207H196ZM199 208V207H198ZM223 208H226V206L225 207H223ZM244 208V207H243ZM72 209V208H71ZM74 209V208H73ZM72 209V210H73ZM81 209V208H80ZM84 208H82L81 210H83ZM120 209V208H119ZM139 209V208H138ZM218 209V208H217ZM220 209V208H219ZM222 209V208H221ZM41 210V209H40ZM75 210V209H74ZM100 210H102V209H100ZM99 210V211H100ZM109 210V209H108ZM114 210V209H113ZM134 210V209H133ZM132 210V211H133ZM163 210V209H162ZM173 210V209H172ZM177 210V209H176ZM224 210V209H223ZM30 211V210H29ZM89 211V212H90ZM119 211V210H118ZM124 211V210H123ZM131 211V210H130ZM161 211V210H160ZM211 211V210H210ZM222 211V210H221ZM227 211V210H226ZM40 212V211H39ZM84 212V211H83ZM89 212H87V213H89ZM114 213H115V211H113ZM136 212V211H135ZM213 212V211H212ZM218 212V211H217ZM216 212V214H218ZM257 212H258V210H257ZM260 212V211H259ZM98 213V212H97ZM137 213V212H136ZM136 213H135V215H136ZM223 213V212H222ZM78 214V213H77ZM81 214V213H80ZM84 214V213H83ZM93 213H91V215H92ZM99 214V213H98ZM160 214V213H159ZM166 214H168L167 212H166ZM177 214V213H176ZM181 214V213H180ZM213 214V213H212ZM211 214V216H213ZM90 215V216H91ZM94 215H96L95 213H94ZM104 215H105V213H104ZM115 215V214H114ZM124 215V214H123ZM128 215H129V213H128ZM153 215V214H152ZM169 215H172V214H169ZM195 215V214H194ZM193 215V216H194ZM215 215V214H214ZM222 215V214H221ZM223 215H225L224 213H223ZM222 215V216H223ZM259 215V214H258ZM261 215V214H260ZM86 216H87V214H86ZM85 216V217H86ZM148 216V215H147ZM159 216H161V214L159 215ZM175 216V215H174ZM182 216H184V215H182ZM185 216H186V213H185ZM192 216V215H191ZM193 216H192V218H193ZM201 215H199V217H200ZM210 216V217H211ZM217 216V215H216ZM226 216V215H225ZM240 216V215H239ZM242 216V215H241ZM92 217H93V215H92ZM95 217V216H94ZM98 217V216H97ZM128 217H131V216H128ZM134 217V220H135V216H133ZM204 217H207L206 215L204 216ZM218 217H219V214H218ZM79 218H80V216H79ZM100 218V217H99ZM121 218H122V216H121ZM132 218V217H131ZM174 218V217H173ZM183 218V217H182ZM191 218V217H190ZM201 218V217H200ZM199 218V219H200ZM222 218V217H221ZM224 218V221H225V227L223 228H221L219 231H218V238L217 239H219V241L221 242V244L220 245H222V251H224L225 249H231V254H233L228 260L227 259H225V260H227V261H225V264H231L232 263V261H234L235 259V257L236 256H238L240 253H241V249H243L242 247L245 245V243H246V239H247V237H248V234L247 235H245L244 233H243V230H242V228H239V227H237L236 225L238 224V222L235 220V222L237 223H235V222H233V221H231L230 222V220L228 219V220H225L226 219V217H223ZM258 218V217H257ZM86 219V218H85ZM143 219V218H142ZM148 219V218H147ZM155 219V218H154ZM157 219V218H156ZM196 219V218H195ZM197 220V221H199L200 222V220ZM206 219V218H205ZM204 219V220H205ZM210 219V218H209ZM260 219V218H259ZM258 219V220H259ZM82 220H83V217H82ZM94 219H92V221H93ZM98 220V219H97ZM132 220V219H131ZM137 220V219H136ZM135 220V221H136ZM151 220H153V219H151ZM190 220V219H189ZM208 220V219H207ZM213 220V219H212ZM215 220H218L217 218L216 219H214V221H213V223H215ZM133 221V220H132ZM143 221V220H142ZM188 221V220H187ZM186 221V222H187ZM196 220H195V222H197ZM209 221V220H208ZM223 221V222H224ZM244 221V220H243ZM245 221H246V217H245ZM261 221V220H260ZM39 222V221H38ZM112 222V221H111ZM118 222H120V221H118ZM139 222H141V221H139ZM169 222V221H168ZM179 222V221H178ZM181 222V221H180ZM210 223H211V219H210V221H209ZM218 222V221H217ZM216 222V223H217ZM233 222V223H232ZM100 223V222H99ZM132 223V222H131ZM136 223V222H135ZM192 223H193V221H192ZM202 223V222H201ZM207 223V222H206ZM209 223V224H210ZM236 225H235V224ZM243 223V222H242ZM241 223V224H242ZM255 223V222H254ZM257 223H260V222H258L257 221ZM95 224V223H94ZM133 224V223H132ZM131 224V225H132ZM212 224V223H211ZM218 224H219V222H218ZM24 225V224H23ZM107 225V224H106ZM145 225V224H144ZM149 225V224H148ZM158 225V224H157ZM202 225H205V224H202ZM207 225V224H206ZM212 225H214V224H212ZM223 225V224H222ZM223 225V226H224ZM248 225V224H247ZM254 225V224H253ZM40 226V225H39ZM64 226V225H63ZM143 226V225H142ZM175 226V225H174ZM180 226V225H179ZM178 226V227H179ZM194 226H195V224H194ZM250 226V225H249ZM263 226V225H262ZM27 227V226H26ZM29 227V226H28ZM96 227H97V225H96ZM109 227V226H108ZM146 227V226H145ZM149 227V226H148ZM154 227V226H153ZM191 227H192V225H191ZM201 227V226H200ZM206 227V226H205ZM204 227V228H205ZM207 227H208V225H207ZM206 227V228H207ZM210 227V226H209ZM213 227V226H212ZM216 227V226H215ZM214 227V228H215ZM241 227V226H240ZM243 227V226H242ZM246 227V226H245ZM248 227V226H247ZM256 227V226H255ZM254 227V228H255ZM258 227V226H257ZM17 228V227H16ZM33 228V227H32ZM38 228V227H37ZM103 228V227H102ZM152 228V227H151ZM186 228V227H185ZM190 228V227H189ZM188 228V229H189ZM205 228V229H206ZM219 227L217 226V228L216 229H218ZM250 228V227H249ZM248 228V229H249ZM25 229V228H24ZM134 229V228H133ZM148 229V228H147ZM183 229V228H182ZM197 229V228H196ZM204 229V231H208V229L209 228H207L206 230ZM215 229V230H216ZM256 229V228H255ZM192 231H193V229H191ZM195 230V229H194ZM200 230V229H199ZM203 230V229H202ZM213 230V229H212ZM249 230H251V228L249 229ZM21 231V230H20ZM80 231V230H79ZM142 231V230H141ZM148 231V230H147ZM170 231V230H169ZM168 231V232H169ZM178 231V230H177ZM197 231H198V229H197ZM211 231V230H210ZM209 231V233H211ZM18 232V231H17ZM198 232H200V231H198ZM172 233V232H171ZM176 233V232H175ZM191 233V232H190ZM205 233V232H204ZM213 233V232H212ZM20 234V233H19ZM187 234V233H186ZM192 234V233H191ZM197 234H199V233H197ZM214 234H216V233H214ZM18 235V234H17ZM150 235V234H149ZM167 235V234H166ZM195 235V234H194ZM201 236H200V238H202V234H200ZM204 235V234H203ZM206 235H208L207 233H205V238H209L210 239V234H209V236L208 237H206ZM212 235V234H211ZM258 235H260V234H258ZM143 236V235H142ZM154 236V235H153ZM167 236H169V235H167ZM217 236V235H216ZM215 236V237H216ZM17 237V236H16ZM160 237V236H159ZM194 237V236H193ZM213 238H215L214 236H212ZM211 237V238H212ZM205 238L202 240L203 242L205 241ZM85 239V238H84ZM143 239V238H142ZM160 239V238H159ZM158 239V240H159ZM187 239H188V237H187ZM187 239H185V240H187ZM15 240V239H14ZM18 240V239H17ZM16 241V240H15ZM161 241V240H160ZM201 241V240H200ZM20 242V241H19ZM97 242V241H96ZM162 242V241H161ZM191 242V241H190ZM193 242V241H192ZM198 242V241H197ZM95 243V242H94ZM158 243V242H157ZM181 243H183V242H181ZM206 243V242H205ZM210 243V242H209ZM217 243V242H216ZM248 243V242H247ZM21 244V243H20ZM188 244V243H187ZM186 244V245H187ZM190 244V243H189ZM197 244V243H196ZM218 245H219V243H217ZM73 245V244H72ZM140 245V244H139ZM171 245V244H170ZM175 245V244H174ZM173 245V246H174ZM193 245H194V243H193ZM201 245V244H200ZM200 245H199V248H200ZM214 245V244H213ZM172 246V245H171ZM184 246V245H183ZM75 247V246H74ZM78 247H81V246H78ZM170 247V246H169ZM189 247H190V245H189ZM189 247H188V249H189ZM248 247V246H247ZM76 248V247H75ZM82 248V247H81ZM85 248V247H84ZM197 248V247H196ZM205 248V247H204ZM216 248V247H215ZM100 249V248H99ZM155 249V248H154ZM161 249V248H160ZM176 249H178V248H176ZM50 250V249H49ZM76 250V249H75ZM74 250V251H75ZM81 250V249H80ZM168 250V249H167ZM175 250V249H174ZM192 250V249H191ZM190 250V251H191ZM209 250V249H208ZM211 250V249H210ZM209 250V251H210ZM244 250V249H243ZM58 251V250H57ZM78 251V250H77ZM77 251H75V252H77ZM87 251V250H86ZM91 251V250H90ZM112 251V250H111ZM156 252H157V249L155 250ZM155 251H154V253H155ZM186 251H188V250H186ZM246 251V250H245ZM74 252V253H75ZM105 252V251H104ZM166 252V251H165ZM228 252V251H227ZM59 253H61V252H59ZM73 253V254H74ZM86 253V252H85ZM153 253V252H152ZM158 253V252H157ZM175 253H177V252H175ZM179 253V252H178ZM245 253V252H244ZM75 254H77V253H75ZM159 254V253H158ZM187 254V253H186ZM189 254V253H188ZM187 254V255H188ZM202 254V253H201ZM251 254V253H250ZM52 255V254H51ZM62 255H64V254H61V256ZM78 255V254H77ZM171 255V254H170ZM230 255V254H229ZM106 256V255H105ZM121 256V255H120ZM152 257L153 256H155V254L154 255H151ZM164 256V255H163ZM182 256H183V254H182ZM194 256V255H193ZM207 256V255H206ZM216 256H218V255H216ZM250 256V255H249ZM252 256H253V254H252ZM51 257H53V256H51ZM69 257V256H68ZM76 257V256H75ZM98 257V256H97ZM147 257H150V256H147ZM157 257V256H156ZM200 257V256H199ZM224 257H225V255H224ZM227 257V256H226ZM238 257H240V256H238ZM242 257V256H241ZM240 257V258H241ZM56 258V257H55ZM67 258V257H66ZM79 258V257H78ZM95 258V257H94ZM107 258H108V256H107ZM196 258V257H195ZM237 258V257H236ZM239 258V259H240ZM245 258H246V256H245ZM72 259V258H71ZM90 259V258H89ZM96 259H98V258H96ZM110 259V258H109ZM114 259V258H113ZM177 259V258H176ZM205 259V258H204ZM224 259V258H223ZM238 259V258H237ZM257 259V258H256ZM53 260V259H52ZM99 260H103V258L102 259H99ZM111 260V259H110ZM149 260V259H148ZM152 260V259H151ZM166 260V259H165ZM169 260V259H168ZM180 260V259H179ZM195 260V259H194ZM208 260V259H207ZM210 260H212V259H210ZM242 260V259H241ZM240 260V261H241ZM246 260H247V258H246ZM250 260V259H249ZM18 261V260H17ZM60 261V260H59ZM89 261V260H88ZM95 261V260H94ZM98 261V260H97ZM109 261V260H108ZM121 261V260H120ZM224 261V260H223ZM243 261V260H242ZM254 261V260H253ZM96 262V261H95ZM181 262V261H180ZM245 262L247 263L248 261H245L244 260V263L243 262H241V263H243V264H245ZM256 263H257V261H255ZM60 263V262H59ZM193 263V262H192ZM254 263V262H253ZM16 264V263H15ZM17 264H19V263H17ZM94 264H96V263H94ZM109 264V263H108ZM119 264V263H118ZM248 264V263H247Z\"/></svg>","mask_w":264,"mask_h":264}]
</instances>
